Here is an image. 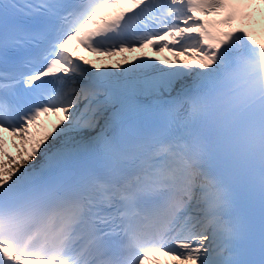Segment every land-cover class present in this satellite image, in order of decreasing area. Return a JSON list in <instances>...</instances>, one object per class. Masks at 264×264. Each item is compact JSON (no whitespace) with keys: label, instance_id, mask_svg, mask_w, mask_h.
Wrapping results in <instances>:
<instances>
[{"label":"snow or ice","instance_id":"snow-or-ice-1","mask_svg":"<svg viewBox=\"0 0 264 264\" xmlns=\"http://www.w3.org/2000/svg\"><path fill=\"white\" fill-rule=\"evenodd\" d=\"M153 260L264 264V0H0V264Z\"/></svg>","mask_w":264,"mask_h":264},{"label":"bare ground","instance_id":"bare-ground-1","mask_svg":"<svg viewBox=\"0 0 264 264\" xmlns=\"http://www.w3.org/2000/svg\"><path fill=\"white\" fill-rule=\"evenodd\" d=\"M145 52H147L146 49H145ZM75 55H77V56H84L86 59L92 60L94 62L103 61V62H106L108 64H111L112 62H114L116 60H123L124 58H127L129 61H131L132 58H133V56H138L140 54L138 53V55H131V54H128L127 53V54L121 55L119 53L116 56L109 57V56H106V55H90V54L87 55L85 53H81V52L76 51L75 52ZM155 55H157V53L154 52L151 56H155ZM159 56H160L161 59H165V58L172 59V53L169 52L167 49L164 52L159 53ZM181 59H188V57L182 56ZM55 120H56V116L49 114L48 116L45 117V119L42 120V122L45 125H49L50 126L52 123L55 122ZM9 148L13 152H15V149H12L11 148V145H9ZM166 259H168V258L161 256L160 261L163 262ZM152 264H156L155 260L152 261Z\"/></svg>","mask_w":264,"mask_h":264}]
</instances>
